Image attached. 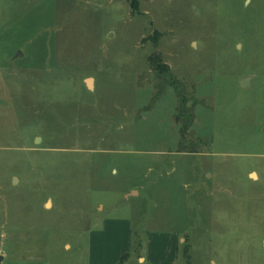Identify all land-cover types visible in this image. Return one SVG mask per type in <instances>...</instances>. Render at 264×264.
Wrapping results in <instances>:
<instances>
[{
    "label": "rangeland",
    "instance_id": "obj_1",
    "mask_svg": "<svg viewBox=\"0 0 264 264\" xmlns=\"http://www.w3.org/2000/svg\"><path fill=\"white\" fill-rule=\"evenodd\" d=\"M0 101L1 264H264V0H0Z\"/></svg>",
    "mask_w": 264,
    "mask_h": 264
},
{
    "label": "trees",
    "instance_id": "obj_2",
    "mask_svg": "<svg viewBox=\"0 0 264 264\" xmlns=\"http://www.w3.org/2000/svg\"><path fill=\"white\" fill-rule=\"evenodd\" d=\"M155 42V41H154ZM149 66L154 72L159 74L168 73V67L161 62V58L158 55H154L148 59ZM126 258V257H125ZM124 258V259H125Z\"/></svg>",
    "mask_w": 264,
    "mask_h": 264
},
{
    "label": "water",
    "instance_id": "obj_3",
    "mask_svg": "<svg viewBox=\"0 0 264 264\" xmlns=\"http://www.w3.org/2000/svg\"><path fill=\"white\" fill-rule=\"evenodd\" d=\"M22 56V54L20 53V52H18V54L16 55V57L15 58H18V57H21ZM247 83H248V80H244V81H242V83H241V86L242 87H245L246 85H247ZM3 105V104H5V103H3V102H1L0 101V105ZM3 255L1 254L0 255V264H1V262H2V260H3V257H2Z\"/></svg>",
    "mask_w": 264,
    "mask_h": 264
},
{
    "label": "crops",
    "instance_id": "obj_4",
    "mask_svg": "<svg viewBox=\"0 0 264 264\" xmlns=\"http://www.w3.org/2000/svg\"><path fill=\"white\" fill-rule=\"evenodd\" d=\"M173 245H174V244H173ZM171 248H172V249H171V253H173V250H174L175 247H171ZM159 260L161 261V258H160V257H159ZM140 261H141V262H144V259H141V258H140Z\"/></svg>",
    "mask_w": 264,
    "mask_h": 264
},
{
    "label": "bare ground",
    "instance_id": "obj_5",
    "mask_svg": "<svg viewBox=\"0 0 264 264\" xmlns=\"http://www.w3.org/2000/svg\"><path fill=\"white\" fill-rule=\"evenodd\" d=\"M89 85V84H88Z\"/></svg>",
    "mask_w": 264,
    "mask_h": 264
}]
</instances>
